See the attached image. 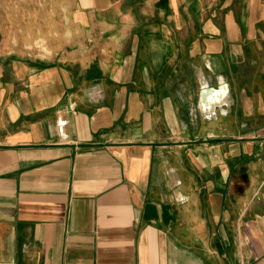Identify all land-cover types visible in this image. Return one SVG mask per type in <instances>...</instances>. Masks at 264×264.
I'll list each match as a JSON object with an SVG mask.
<instances>
[{
    "label": "crops",
    "instance_id": "obj_1",
    "mask_svg": "<svg viewBox=\"0 0 264 264\" xmlns=\"http://www.w3.org/2000/svg\"><path fill=\"white\" fill-rule=\"evenodd\" d=\"M73 4L0 40V264H264V0Z\"/></svg>",
    "mask_w": 264,
    "mask_h": 264
},
{
    "label": "rangeland",
    "instance_id": "obj_2",
    "mask_svg": "<svg viewBox=\"0 0 264 264\" xmlns=\"http://www.w3.org/2000/svg\"><path fill=\"white\" fill-rule=\"evenodd\" d=\"M79 22L73 0H0V40L4 51L14 49L20 59L53 64L75 51L91 34Z\"/></svg>",
    "mask_w": 264,
    "mask_h": 264
}]
</instances>
